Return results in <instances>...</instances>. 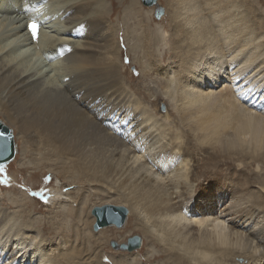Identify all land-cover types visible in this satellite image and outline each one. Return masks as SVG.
Masks as SVG:
<instances>
[{"label": "bare ground", "instance_id": "obj_1", "mask_svg": "<svg viewBox=\"0 0 264 264\" xmlns=\"http://www.w3.org/2000/svg\"><path fill=\"white\" fill-rule=\"evenodd\" d=\"M171 1L173 44L161 28L142 27L147 17L131 11L126 18L135 23L136 39L160 40L176 64L163 73L177 92L176 99L167 98L174 103L172 120L171 104H162L166 113L153 118L124 87L116 59L120 29L105 16V2L0 0V122L28 154L54 155L63 181L52 188L49 203L73 200L50 226L29 218L35 208L22 202L25 197L22 203L11 199L17 214L0 204V264H264L263 41L248 44L256 37L246 32L231 44L234 35L230 30L228 37L222 20L234 13L216 11L225 0ZM146 8L152 16L160 9L158 2ZM33 21L35 38L28 28ZM122 31L132 59L125 56L141 69L144 51ZM243 73L252 84L239 78ZM34 167V174L55 172L45 163ZM70 185L75 193H63ZM91 186L116 196L115 204L130 215L123 228H93L110 226L95 239L92 219L81 231L74 206ZM54 225L57 237L50 243L43 230ZM113 226L130 230L117 236L118 245L140 232L141 250L111 251L105 234L115 235Z\"/></svg>", "mask_w": 264, "mask_h": 264}, {"label": "rangeland", "instance_id": "obj_2", "mask_svg": "<svg viewBox=\"0 0 264 264\" xmlns=\"http://www.w3.org/2000/svg\"><path fill=\"white\" fill-rule=\"evenodd\" d=\"M102 1L105 2L106 4V15L105 14H101V15H105L107 17V19L109 20V23L111 24V26L113 27L115 31L118 28L120 29L118 40H117L116 34L114 35L113 39L115 42L117 40L119 42V45L121 46L122 52H120L119 56H116V59L118 62L119 69L121 70L120 78L122 82L126 84L124 85V87H126L127 90L132 93V95L136 98L137 101L142 102L141 105L145 108L147 114L153 118L154 117L159 118L160 114L166 113L165 112L166 106L165 108L163 106L164 103L171 104V107L167 108V110L169 109L167 112L169 113L170 120H172L174 109H175L174 103L173 102L170 103L171 100L167 101V98L170 95L172 96V100L176 99L177 92H176L174 83L169 85L170 81L168 80V78L170 75H166V74L163 75V73L165 69L169 68V66L170 68L172 67L171 70H174V66L176 64L175 63L172 64L173 60L168 59L169 57L168 53L167 55H165L164 46L160 40L148 38L147 40H145L146 43H141V41L136 39L135 35L132 34V29L135 28L134 27L135 23L127 20L126 17H128V14L131 11L133 14L137 12L140 16L143 15L144 17H147V21L146 23L142 24V27L145 26L149 29H153L154 31H155L154 28H158V29L161 28V30L167 33V35L169 36L168 37L169 43L173 44V42H176V40L171 35L172 31L169 27V21H170V18L173 16V12H174V9L172 6L173 2L172 1L170 2V0H156V3L158 2V7L163 8L164 12L166 10V15L163 18V20H161V18L159 20H156L155 17L153 18L154 15L152 16V13L149 12L150 9L146 8V6H143L140 0H102ZM185 1L187 2V0ZM217 6L219 7L216 8L215 6H213L217 9L216 10L217 12L227 13V14L231 12V13H234L235 15V16L232 15L231 17L229 16L224 17V19L222 20V25L224 29L226 30V32H228V37H233L231 36V34L234 35V39L232 40L231 44L232 43L234 44V42L237 40L235 37L236 35L237 37H241L243 33L245 34L248 33L250 34L249 36L252 35L253 37H256V39L254 38L253 40L250 38L249 40L250 42L247 40V42H244L243 44H241V46L244 45L245 43L247 44L248 42H249L248 44H250L251 41L252 42L254 41L253 43H257V42L259 43L260 41L259 38L261 39V41H263L261 44H264V0H225L223 4H219ZM225 6H229V7H225ZM99 12L104 13L102 8H99ZM216 13L213 12V14H216ZM164 14L165 13H163V15ZM211 14L212 13L207 14V19L210 22L212 21V16H214V15L211 16ZM219 16L221 17V15ZM234 17H236V19ZM214 18L220 21V18L216 16ZM126 22L127 24L125 25ZM207 24L209 23L207 22ZM123 29L128 30V36L130 40H132L133 42L139 43L141 45L142 53L144 51V59L141 60V66H142L141 69H139L137 65L130 63V60L132 59L131 58L132 54L131 56L128 54V50L126 49L123 43L124 41V36L122 35L124 33L122 31ZM230 30H231V34L229 32ZM165 44H166V47L169 48V45L167 43ZM241 46L238 50L239 52L240 50L243 49ZM247 51L248 50L243 51L240 57H243V59L247 57V55L245 54ZM126 53H127V57L130 60L126 58L125 56ZM238 64L239 63L236 62V65ZM122 65H125L124 66L125 68H123ZM147 68H150V69H147ZM143 70H144V73L142 72ZM247 73L241 74V77L239 78H242L243 76V79H245L246 82H248L249 84H252L253 83L252 79L250 76H248ZM160 81L161 82L163 81L164 84L162 83V85H160L159 84L161 83ZM177 123L178 125H180V122H177ZM178 128L180 130L181 125ZM13 143H15V152H16L15 157L3 168H0V204H1V207L7 209V211H9L10 213L12 212L14 214H17L18 209L11 204L12 202L11 199L18 200L17 202L20 201V203L22 202H24L25 204L27 203L26 206H28L29 204L30 209L35 208V211L32 210V212L30 213L29 218L34 221L35 220L45 221L48 224V226H50L51 218L54 217L55 219V216H59L58 215L59 213H62V212L66 213L68 211L67 209H69V205L71 204L70 202L73 201V200L69 202L64 201L63 203H57V204L55 203L53 205L52 203H49L50 200L48 198H49L52 188H54L55 184L57 182H60V180L63 181L62 177L56 174L59 170L57 168H60V167L59 166H57V168L53 167L56 164L54 155L50 154V156L48 155L43 156L44 154L42 155L38 153L28 154L24 142L18 139H15L14 141L13 139ZM20 150L22 151L21 154L23 156L22 155L20 156L19 154ZM38 159L40 160V162H38L39 161ZM37 163H40V164L45 163L47 165L46 170H52V171L55 170V172L45 171L46 173H44L43 170H41L37 172L36 174H34L35 172L34 170L37 168V167H34V165H36ZM256 166L257 164H255L253 168L251 169L254 170ZM233 167L235 168V165ZM234 168L231 167L230 169L235 170L236 168L235 169ZM244 169H247V168H243V171ZM38 176H40L41 180L40 179L39 180L42 182L40 185L36 183V179ZM12 177L14 179L13 181H12ZM78 187L80 188L81 185H79ZM63 189H66L65 191L63 190L64 191L63 193L65 194L73 193V192L75 193V190H76V188H74V186H71V185L69 187L68 186L64 187ZM73 195L71 194L70 197L75 196ZM24 197L26 200L24 199ZM83 198H84L83 201L85 203H82L83 202L82 201L81 204L80 203L79 204L74 203L75 205L73 204L77 212L80 215L79 217L81 218V220L79 218L80 223L78 227L81 228V231L85 232L84 230H85V226L88 221L87 220L88 217L92 219V227L90 229V232L93 233L92 239H95L96 235L99 234L98 233L99 231L104 230V229H109L110 226L106 228H102L95 232L93 230V226L95 224V218L91 215L92 209L95 207H102V206H107V205L108 206H119L115 204V202L117 201L116 200L117 197L113 195L112 196L108 195L104 193L103 190H99V189L96 190L95 187L91 186V187L86 188L85 192L83 193ZM22 199H24V201L21 202ZM106 202H110V203L108 204ZM90 205L91 206L94 205V206L89 209ZM125 209L128 213V209L127 208ZM73 211L75 210L73 209ZM129 217L130 215L128 213V215L126 216L122 224L123 226L129 219ZM60 219L61 217L57 218V220H60ZM65 219H66L65 221H67L69 218L67 217ZM69 221L70 219L67 222ZM37 225L38 223H35V226ZM114 227L115 226L111 228L114 230H117L114 233L115 235L110 236L111 232H108V231H107L108 233L105 234V235H108V238L110 237V240H111L109 242L108 247L110 248L111 251H114L117 249L123 250L121 249V246H124V245L123 244L118 245L115 239L119 242V239L117 238V236L119 235L118 237H120L122 235H125L127 232H130V230H126L124 228V230L122 231V228H117V227L114 228ZM42 228L43 227H41V229ZM47 232L43 230L42 237L46 238L48 241L51 238L50 243L51 242L54 243L55 240H52V238L57 237L55 236V233H56L55 225L53 228H51V230L47 229ZM119 232H121L122 234ZM52 234L55 237H53ZM133 236H138L141 239V244H140L141 246H139V248L137 249L132 250V252L134 253V252H138L141 250L143 238L140 232L135 230L133 231V233H129V235H127V241L128 239L133 238ZM57 243L61 244L62 242L61 243L57 242ZM61 246L65 248L64 245L61 244ZM149 250L151 252V248H149ZM107 252L110 253L109 251ZM141 255H143V253H141ZM158 263L162 264L159 261ZM239 263L242 264L243 260L242 259L239 260Z\"/></svg>", "mask_w": 264, "mask_h": 264}, {"label": "water", "instance_id": "obj_3", "mask_svg": "<svg viewBox=\"0 0 264 264\" xmlns=\"http://www.w3.org/2000/svg\"><path fill=\"white\" fill-rule=\"evenodd\" d=\"M143 5L151 6L153 5L156 0H141ZM163 14V9L160 8L159 10L155 11L154 17L155 19H160ZM13 136L12 132L4 127L0 122V168H3V165L11 160V155L14 154L13 148ZM92 214L97 219V223L94 224V230H97L101 225H108L113 223L115 226L120 227L122 226L127 211L123 207L117 206H103V207H95L92 211ZM141 244V239L138 236H133L129 241L127 246H121V249L124 250H134L139 248ZM115 245V244H114Z\"/></svg>", "mask_w": 264, "mask_h": 264}, {"label": "snow or ice", "instance_id": "obj_4", "mask_svg": "<svg viewBox=\"0 0 264 264\" xmlns=\"http://www.w3.org/2000/svg\"><path fill=\"white\" fill-rule=\"evenodd\" d=\"M38 24L35 22V21H33L32 23H30L29 25H28V28H29V30L31 31V33H32V36L35 38V37H37V34H38Z\"/></svg>", "mask_w": 264, "mask_h": 264}]
</instances>
